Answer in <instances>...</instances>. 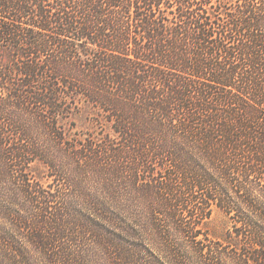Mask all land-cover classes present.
I'll use <instances>...</instances> for the list:
<instances>
[{
  "label": "trees",
  "instance_id": "obj_1",
  "mask_svg": "<svg viewBox=\"0 0 264 264\" xmlns=\"http://www.w3.org/2000/svg\"><path fill=\"white\" fill-rule=\"evenodd\" d=\"M0 264H264V0H0Z\"/></svg>",
  "mask_w": 264,
  "mask_h": 264
},
{
  "label": "rangeland",
  "instance_id": "obj_2",
  "mask_svg": "<svg viewBox=\"0 0 264 264\" xmlns=\"http://www.w3.org/2000/svg\"><path fill=\"white\" fill-rule=\"evenodd\" d=\"M86 114L85 110H82L81 113L77 114L73 119L76 122L78 128H84L86 126V121L84 116ZM33 174L37 178L43 179L45 174V167L43 164L37 162L32 167ZM227 226V218L218 210H215L212 216V220L209 224V228L216 235H220L224 232L225 227Z\"/></svg>",
  "mask_w": 264,
  "mask_h": 264
}]
</instances>
